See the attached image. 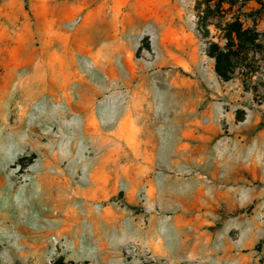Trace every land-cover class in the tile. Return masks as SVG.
<instances>
[{
  "label": "rangeland",
  "instance_id": "rangeland-1",
  "mask_svg": "<svg viewBox=\"0 0 264 264\" xmlns=\"http://www.w3.org/2000/svg\"><path fill=\"white\" fill-rule=\"evenodd\" d=\"M196 1L0 0V264H264V60Z\"/></svg>",
  "mask_w": 264,
  "mask_h": 264
},
{
  "label": "trees",
  "instance_id": "trees-1",
  "mask_svg": "<svg viewBox=\"0 0 264 264\" xmlns=\"http://www.w3.org/2000/svg\"><path fill=\"white\" fill-rule=\"evenodd\" d=\"M251 0H197L194 11L197 30L203 38H208V27L214 26L218 41L208 42L206 54L214 60L217 77L230 81L237 71L242 72L245 80H251L264 60L263 33L256 29L259 10L243 9ZM250 21L251 26L245 22Z\"/></svg>",
  "mask_w": 264,
  "mask_h": 264
},
{
  "label": "built area",
  "instance_id": "built-area-1",
  "mask_svg": "<svg viewBox=\"0 0 264 264\" xmlns=\"http://www.w3.org/2000/svg\"><path fill=\"white\" fill-rule=\"evenodd\" d=\"M137 248L134 245H129L124 248V255L126 258L133 257L136 254Z\"/></svg>",
  "mask_w": 264,
  "mask_h": 264
},
{
  "label": "crops",
  "instance_id": "crops-1",
  "mask_svg": "<svg viewBox=\"0 0 264 264\" xmlns=\"http://www.w3.org/2000/svg\"><path fill=\"white\" fill-rule=\"evenodd\" d=\"M167 253L168 252V250H164V251H162V253ZM180 252H183V253H185L186 251H180ZM172 256V253H167V256ZM177 256H182V254H178ZM190 264H195V263H193V262H191Z\"/></svg>",
  "mask_w": 264,
  "mask_h": 264
}]
</instances>
